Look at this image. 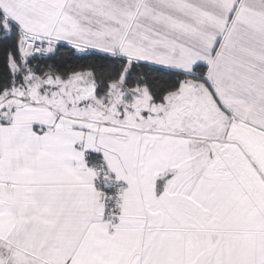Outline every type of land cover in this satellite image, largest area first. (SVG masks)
<instances>
[{
    "label": "snow or ice",
    "instance_id": "obj_1",
    "mask_svg": "<svg viewBox=\"0 0 264 264\" xmlns=\"http://www.w3.org/2000/svg\"><path fill=\"white\" fill-rule=\"evenodd\" d=\"M0 264H264V0H0Z\"/></svg>",
    "mask_w": 264,
    "mask_h": 264
}]
</instances>
